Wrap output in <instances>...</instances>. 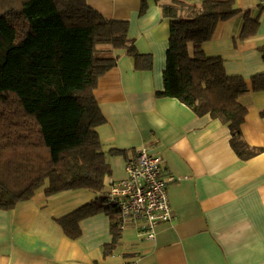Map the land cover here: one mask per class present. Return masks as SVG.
<instances>
[{"label": "crops", "instance_id": "crops-1", "mask_svg": "<svg viewBox=\"0 0 264 264\" xmlns=\"http://www.w3.org/2000/svg\"><path fill=\"white\" fill-rule=\"evenodd\" d=\"M159 1L164 0H148L141 14V0H88L107 18L128 20L129 38L153 58L151 69H138L125 49L117 50L116 65L95 90L106 119L97 131L112 167L108 178L124 177L127 157L143 147L159 154L165 172L182 178L168 189L174 219L161 223L153 240L140 238L134 227L122 230L116 248L105 255L104 246L113 240L109 215L83 219L75 239L56 220L97 193L81 189L47 197L40 191L12 210H0V264H264V89H252V77L264 73V6L235 0L240 12L203 43L206 53L225 58L227 73L242 75L250 87L240 97L248 109L241 131L257 154L243 159L231 145L228 124L158 95L165 89L171 35ZM247 12L259 26L244 38ZM112 149L127 152L111 154Z\"/></svg>", "mask_w": 264, "mask_h": 264}, {"label": "trees", "instance_id": "trees-1", "mask_svg": "<svg viewBox=\"0 0 264 264\" xmlns=\"http://www.w3.org/2000/svg\"><path fill=\"white\" fill-rule=\"evenodd\" d=\"M159 3L171 35L165 89L158 95L228 124L237 154L256 155L241 131L248 109L240 97L250 87L242 75L227 73L222 55L203 49L218 26L240 12L235 0ZM148 6L141 0V14ZM258 26L259 19L247 12L241 36H254ZM128 32V20L107 18L88 0H0V210H12L40 191L47 197L81 189L97 193L56 220L75 239L83 219L109 215L113 240L104 246L105 255L116 248L122 230L102 194L112 167L97 131L106 119L95 90L116 65L117 50L125 49L138 69L153 63ZM252 89H264V73L252 77Z\"/></svg>", "mask_w": 264, "mask_h": 264}, {"label": "built area", "instance_id": "built-area-1", "mask_svg": "<svg viewBox=\"0 0 264 264\" xmlns=\"http://www.w3.org/2000/svg\"><path fill=\"white\" fill-rule=\"evenodd\" d=\"M259 4L264 6V0ZM125 173L122 178H108L102 194L117 211L120 230L134 227L140 238L153 240L157 227L174 219L168 189L182 178L167 174L162 156L147 147L127 157Z\"/></svg>", "mask_w": 264, "mask_h": 264}]
</instances>
